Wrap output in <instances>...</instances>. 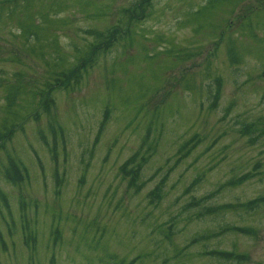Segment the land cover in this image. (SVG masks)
<instances>
[{"label": "rangeland", "instance_id": "obj_1", "mask_svg": "<svg viewBox=\"0 0 264 264\" xmlns=\"http://www.w3.org/2000/svg\"><path fill=\"white\" fill-rule=\"evenodd\" d=\"M134 1L0 0V136L13 126L0 141V264H264V206H242L264 196V0H151L129 22ZM116 27L128 34L43 112L47 84ZM147 148L129 188L119 166ZM9 158L27 170L17 185Z\"/></svg>", "mask_w": 264, "mask_h": 264}, {"label": "trees", "instance_id": "obj_2", "mask_svg": "<svg viewBox=\"0 0 264 264\" xmlns=\"http://www.w3.org/2000/svg\"><path fill=\"white\" fill-rule=\"evenodd\" d=\"M151 0H135L132 10L130 11V15H128V20L129 22H139L141 21L145 15H146V11L147 8L149 7V2ZM228 24V23H227ZM226 24V25H227ZM122 34V35H121ZM126 34H128V30L126 29H121L119 27L116 28H112L111 30H107L106 33L101 34V33H95V38H97V44L96 45H92L91 46V51L90 53H86L85 56L81 57L79 59V61L69 70L61 73V74H57L56 78L53 80L52 83L47 84L49 87V90L47 91L46 96H43V92H42V96H41V102H40V106L43 107L44 109L40 108L44 111H47L48 108L52 107L54 104V100L52 99V92L56 91V89H67L71 86H75V85H79V83L82 81L83 76L85 71L87 70V68H89L94 61L96 60V56L99 52L101 51H105L107 49H110V47L112 46V44L114 42H117L120 40L121 36H125ZM222 43V41H218V39L213 43V47L216 49L218 44ZM229 42L227 43V46H229ZM229 51H227L228 53ZM236 57V56H235ZM230 52H229V63L234 64V63H238L237 58H235ZM213 83H214V92L212 93V95L210 96V105L209 108H213L215 103L218 100L219 97V90H220V79L218 77H215L213 79ZM106 117V112H104V119ZM54 126H52L50 128V133L52 135L53 138V145L56 146V141L58 140L59 142L62 143L63 140V130L61 129V127L58 124H54ZM13 126H11L10 128H6L5 129V133L2 134L0 136V141L4 142L5 140H7L10 135L13 133ZM242 134L248 135L253 133L252 130V125H245L242 126V130H240ZM264 133V127L259 131V135ZM43 137V136H42ZM256 137L253 136H249V141H254ZM42 140H44L42 138ZM191 140H195L194 138H191ZM45 141V146L50 148L49 143ZM0 142V143H2ZM188 146V148H191L193 145L189 146V142H185L181 145V147L179 148V151L181 153V157H183L187 152L188 149H186V147ZM149 155V148L145 149L143 151V153H141V150L134 152L132 155H130L120 166H119V173L122 177L123 180L126 181L127 183V187L129 188H139L140 185H137V180L140 176L141 173V169L143 167V165L146 162V159L148 158ZM26 173L27 170L26 168L22 165V163L16 161L15 159H8L7 160V164L4 167L3 170V178L10 184L13 185H17L20 182H22L25 177H26ZM247 175H242L238 178V182L237 184H240L241 182L245 181V179L247 178ZM194 182H192L193 184ZM236 182H233L232 180H230L227 185L228 186H232V185H236L234 184ZM188 188L190 189L191 186H188ZM188 190V189H186ZM161 197V189L158 186H155L149 194V202H152L154 200H159ZM0 198L2 199L3 202H5L6 206L7 205V199L6 197L3 195V193L0 190ZM204 202L203 198H199V199H195L192 200L191 205H197V204H202ZM264 206V196H259L257 198L251 199L250 201H247L245 204H243L242 206L245 209H253L257 206ZM207 209L206 208H202V213H198L199 215L203 216L206 215ZM196 218H198L196 216ZM230 231L238 233V234H242V235H247V236H251L252 235V230L250 228H241V227H231L229 228ZM225 231L224 229H219L218 231H216L213 235L217 236L219 234V232ZM58 233V232H56ZM209 235H199L193 239H191V242L189 245L194 244L198 241H206L208 240ZM214 237V236H213ZM205 255L210 256V257H214L217 259H221L223 261H228V260H234L236 262L244 260V255H240V254H234L231 252H227V251H223V250H210V251H206L204 252ZM135 262V258L129 260L128 262H126L125 264H134Z\"/></svg>", "mask_w": 264, "mask_h": 264}]
</instances>
